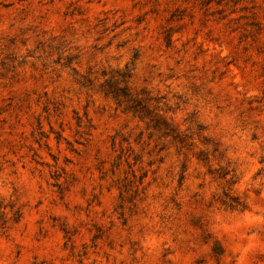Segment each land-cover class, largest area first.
Listing matches in <instances>:
<instances>
[{
  "label": "rangeland",
  "instance_id": "obj_1",
  "mask_svg": "<svg viewBox=\"0 0 264 264\" xmlns=\"http://www.w3.org/2000/svg\"><path fill=\"white\" fill-rule=\"evenodd\" d=\"M0 264H264V0H0Z\"/></svg>",
  "mask_w": 264,
  "mask_h": 264
},
{
  "label": "trees",
  "instance_id": "obj_2",
  "mask_svg": "<svg viewBox=\"0 0 264 264\" xmlns=\"http://www.w3.org/2000/svg\"><path fill=\"white\" fill-rule=\"evenodd\" d=\"M124 93L126 94L127 97H129L128 94H127V92H124ZM156 120L159 121L161 124L163 123V128H164V129H167V128H166V127H167V123H166L161 117L156 116ZM159 122H158V123H159ZM152 127H154V126H152ZM155 127L158 128V126H155ZM159 127H160V126H159ZM177 137H178V136H177ZM180 139H182V138H179V140H180Z\"/></svg>",
  "mask_w": 264,
  "mask_h": 264
}]
</instances>
